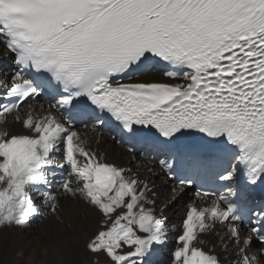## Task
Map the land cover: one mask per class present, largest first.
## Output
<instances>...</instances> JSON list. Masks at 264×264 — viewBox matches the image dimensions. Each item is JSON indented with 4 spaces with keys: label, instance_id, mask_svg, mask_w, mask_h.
I'll use <instances>...</instances> for the list:
<instances>
[{
    "label": "snow or ice",
    "instance_id": "snow-or-ice-1",
    "mask_svg": "<svg viewBox=\"0 0 264 264\" xmlns=\"http://www.w3.org/2000/svg\"><path fill=\"white\" fill-rule=\"evenodd\" d=\"M0 48V230L66 207L71 229L82 204L98 264H151L176 226L148 177L91 147L113 124L129 153L152 134L170 200L196 189L171 264H223L212 236L264 264V0H0Z\"/></svg>",
    "mask_w": 264,
    "mask_h": 264
},
{
    "label": "bare ground",
    "instance_id": "bare-ground-1",
    "mask_svg": "<svg viewBox=\"0 0 264 264\" xmlns=\"http://www.w3.org/2000/svg\"><path fill=\"white\" fill-rule=\"evenodd\" d=\"M2 52L3 49L0 48V54ZM4 66L5 64L0 62V68ZM152 76L157 80H163L161 74L153 73ZM76 129L82 134L92 135L89 127L80 126ZM15 130L20 131L18 126ZM91 147L98 154H103L107 161L120 167L131 168L133 172L140 175L141 179L148 177L155 184L156 212L159 215L160 208L167 203L163 216L170 228L173 225L176 227L170 233L167 244L158 249L151 258V264H171L172 252L176 247L172 234H180L187 205L194 199L193 193L185 191V194L180 196L183 199L180 210L171 207V203L175 202V200H170L175 185L164 176L160 159L151 155L129 153L119 138L105 132L99 133V143L93 140ZM149 168L154 170L155 175H149ZM61 203L70 204L68 201H61ZM70 206L73 209L71 213L73 227L71 229L67 227L69 221L67 219L68 208L66 207L62 214L65 217L63 225L58 224L49 216L46 218L37 217L32 220L30 226L25 228L0 230V264H85L86 261L98 263L97 257L86 249V243L97 229L98 217L82 204L71 203ZM217 230H220L219 226ZM203 238L208 241L205 250L213 248L215 245L214 253L219 255L224 264H229L234 249L227 254V259H225V253L221 251L214 236ZM102 259L103 257H100V260Z\"/></svg>",
    "mask_w": 264,
    "mask_h": 264
},
{
    "label": "rangeland",
    "instance_id": "rangeland-1",
    "mask_svg": "<svg viewBox=\"0 0 264 264\" xmlns=\"http://www.w3.org/2000/svg\"><path fill=\"white\" fill-rule=\"evenodd\" d=\"M179 203V204H178ZM183 205V200L181 198H177L175 200V202L171 203V207H175L176 209L179 208V210L181 209V206ZM176 212V211H175ZM175 237V236H174ZM97 262H88L86 261L85 264H96ZM98 264V263H97Z\"/></svg>",
    "mask_w": 264,
    "mask_h": 264
}]
</instances>
